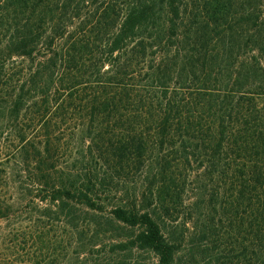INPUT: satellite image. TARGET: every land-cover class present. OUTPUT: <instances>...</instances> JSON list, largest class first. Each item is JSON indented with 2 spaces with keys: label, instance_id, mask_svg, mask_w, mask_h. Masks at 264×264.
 Here are the masks:
<instances>
[{
  "label": "trees",
  "instance_id": "obj_1",
  "mask_svg": "<svg viewBox=\"0 0 264 264\" xmlns=\"http://www.w3.org/2000/svg\"><path fill=\"white\" fill-rule=\"evenodd\" d=\"M198 2L0 0V119L30 120L18 154L75 250L55 262L182 264L183 214L205 264H264V0Z\"/></svg>",
  "mask_w": 264,
  "mask_h": 264
},
{
  "label": "rangeland",
  "instance_id": "obj_2",
  "mask_svg": "<svg viewBox=\"0 0 264 264\" xmlns=\"http://www.w3.org/2000/svg\"><path fill=\"white\" fill-rule=\"evenodd\" d=\"M186 3L188 4L186 9L188 15L194 9L196 10L199 4L198 0H186ZM68 13H71L70 10ZM49 120V132L53 131L49 140L52 141L53 145L54 142L56 145L58 144L59 148L56 152H54V148L51 152H43V156L46 158V162L49 161L50 163L52 157L58 165L65 166L67 164V120L53 115L49 117ZM23 123H30V120L22 117L17 123L0 119V258L18 263L24 261L31 263L36 261L50 262L53 260L52 264H65L59 258L55 262L57 260L55 257L61 253L65 246H67L68 251L74 254V246H71L69 242L64 224L54 220L48 210L49 207L39 201L32 191L34 188L32 180L34 179H32V174L28 172L29 170H25L24 158L18 154L19 147L16 140L15 129H18L16 125ZM31 132L33 133L31 134ZM35 132L30 131V136ZM38 134L40 135L37 136L36 141L44 140L41 136L42 130ZM43 144L37 145L40 150L43 149ZM29 164L30 170L33 172L34 161L29 160ZM140 179L136 173L125 178L119 185L123 195L125 193L131 195L133 190L141 189ZM44 194L47 193L44 192ZM79 217L81 222H83L84 217L88 219V216L84 214H80ZM185 217L188 216L182 214L178 220L181 223L187 221L186 227L179 226L188 235L180 251V255L184 257L182 264H205L210 256L207 257L206 253L201 252L200 248L195 246L194 240L191 241L195 229L192 222ZM83 239L84 242L87 241V238ZM57 242L60 244L57 245ZM81 254L77 259L73 257L72 261L67 260V264L75 261L80 264L84 258L89 256L88 253ZM127 262L128 264H156V257L149 252H133Z\"/></svg>",
  "mask_w": 264,
  "mask_h": 264
}]
</instances>
